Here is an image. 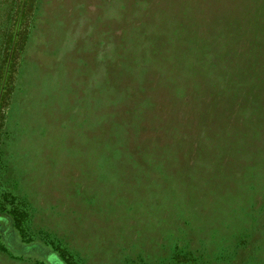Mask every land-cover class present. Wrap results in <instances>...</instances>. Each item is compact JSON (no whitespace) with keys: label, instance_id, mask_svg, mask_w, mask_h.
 I'll return each mask as SVG.
<instances>
[{"label":"rangeland","instance_id":"374dc122","mask_svg":"<svg viewBox=\"0 0 264 264\" xmlns=\"http://www.w3.org/2000/svg\"><path fill=\"white\" fill-rule=\"evenodd\" d=\"M0 264H264V0H0Z\"/></svg>","mask_w":264,"mask_h":264}]
</instances>
